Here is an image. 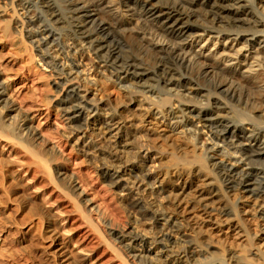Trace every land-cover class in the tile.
<instances>
[{
	"label": "bare ground",
	"instance_id": "1",
	"mask_svg": "<svg viewBox=\"0 0 264 264\" xmlns=\"http://www.w3.org/2000/svg\"><path fill=\"white\" fill-rule=\"evenodd\" d=\"M103 5L0 0V31L24 66L49 69L59 99L44 91L41 103L67 116L57 136L108 182L131 230L91 219L68 159L37 142L0 71V264H88L107 252L122 264H264V47L242 53L264 42V0Z\"/></svg>",
	"mask_w": 264,
	"mask_h": 264
},
{
	"label": "rangeland",
	"instance_id": "2",
	"mask_svg": "<svg viewBox=\"0 0 264 264\" xmlns=\"http://www.w3.org/2000/svg\"><path fill=\"white\" fill-rule=\"evenodd\" d=\"M73 1V0H67ZM103 1V0H102ZM119 0H104V7L106 9L113 8L115 9L118 5ZM59 5H62L60 1L57 2ZM81 5V3H80ZM121 5V4H120ZM128 6V7H125ZM121 8L125 11L129 10L136 11V7L132 4H124ZM114 19H119L120 14L116 11L111 12ZM8 19V16L5 17ZM140 20L149 21L148 16H141ZM3 24L2 19L0 18V26ZM225 33V32H224ZM0 38L2 39V33L0 31ZM0 39V40H1ZM263 38H259L255 44H251L249 51L246 53V48L242 51L243 55L248 56L254 54L256 50H261L263 52L264 42ZM3 44L0 45V71L2 73V79L11 81L9 95L13 98L18 107L27 110L30 114V117L33 118V124L38 133L37 142L41 140L48 141L51 145L57 149L59 154L68 159L66 168L68 172L74 177V183L81 195L85 198H88L90 201L87 204L86 208L88 209V214L91 219L98 224L103 231L107 228L112 230L126 231L131 230V222L129 220V214H127L122 207L119 206V203L116 199V193L110 188L108 182L102 181L97 175L91 166H88L80 157H76L75 152L72 151L71 147L66 145L63 142V139L57 136V133L62 132L67 123L64 113L58 111V109L52 111L46 106L42 105L41 95L45 91L47 95L52 100V106L54 102L59 99V96L55 95V88L51 83L53 77L49 76V69H42L39 65L36 64V67L27 68L24 66V62L27 60L25 54L21 57H16L11 51V37L2 39ZM249 48V47H248ZM195 53L199 51V45L194 46ZM33 55L36 54L35 50L31 51ZM23 60V63H22ZM202 60L193 61L194 66H197ZM206 69V68H204ZM208 70L207 72H209ZM240 77L238 75L227 76L226 83L234 88L242 97H248V91L245 90L241 83L239 82ZM48 85H44L45 83ZM31 93L32 96L30 99H25L23 96L27 93ZM10 156V155H9ZM11 159H14L10 156ZM133 172V171H132ZM26 178V175L23 174ZM26 181L31 185L32 191L37 193L40 199L46 204L47 207H50L56 214L59 215V222L62 232L68 236L72 237L71 232L67 229V219L61 213L55 203L49 198V195L43 191V189L37 188L32 181L26 179ZM86 209V210H87ZM106 222V224H105ZM106 225V229L104 226ZM156 226H159L156 224ZM152 226L147 225V228L150 229ZM87 228L81 226L80 235L83 236L86 233ZM83 239H87V235L83 236ZM91 239V238H90ZM90 239L87 242L91 241ZM74 248L78 250L79 253L83 254L81 249H78L75 245ZM140 250V249H139ZM131 264H137V262L127 256ZM88 264H122L111 252H107L103 255L98 256V261L94 259H89Z\"/></svg>",
	"mask_w": 264,
	"mask_h": 264
}]
</instances>
